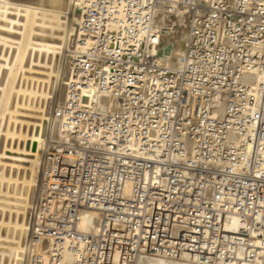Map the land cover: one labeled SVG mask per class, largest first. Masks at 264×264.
<instances>
[{"label":"built area","instance_id":"2783aa9c","mask_svg":"<svg viewBox=\"0 0 264 264\" xmlns=\"http://www.w3.org/2000/svg\"><path fill=\"white\" fill-rule=\"evenodd\" d=\"M79 2L84 49L55 109L69 136L45 153L28 264H264V0ZM179 16L174 63L160 41Z\"/></svg>","mask_w":264,"mask_h":264},{"label":"bare ground","instance_id":"6f19581e","mask_svg":"<svg viewBox=\"0 0 264 264\" xmlns=\"http://www.w3.org/2000/svg\"><path fill=\"white\" fill-rule=\"evenodd\" d=\"M80 8L79 0H0V264H28L31 214L42 197L45 153L51 140L69 136L55 109L70 95V58L84 49L78 43ZM171 23L178 33L163 37L160 45L171 46L168 60L177 63L186 30L180 16ZM258 81L251 76L246 82L257 87ZM81 97L90 95L83 91ZM81 216L79 228L97 233L100 215L88 209ZM244 225L234 217L231 227L237 231ZM32 246L39 250L36 242ZM139 264L200 263L182 255Z\"/></svg>","mask_w":264,"mask_h":264}]
</instances>
